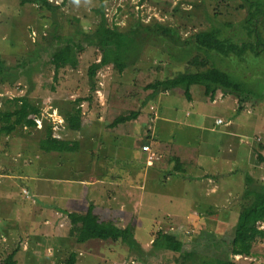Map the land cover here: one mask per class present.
<instances>
[{"label":"rangeland","instance_id":"obj_1","mask_svg":"<svg viewBox=\"0 0 264 264\" xmlns=\"http://www.w3.org/2000/svg\"><path fill=\"white\" fill-rule=\"evenodd\" d=\"M49 1L61 5L56 15L36 5H21L19 0H0V55L10 66L25 62L33 69L31 89L24 77L14 86L0 85V111L13 109L15 98L25 95L41 110L36 129L0 135V261L15 250L17 264H64L71 252L77 253V264H177L178 253L152 248L157 231H162L176 235L184 251L264 264V237L255 241L248 257L230 253L244 175L249 173L264 183V162L259 160L264 157V100L244 104L239 113L234 96L218 93L214 102H207L201 87L192 88L191 102L181 90L151 98L147 84L199 69L173 60L156 46L146 47L139 63L123 73L112 66L100 70L95 93L90 91L87 75L88 67L99 59L93 47L78 57L77 68L61 69L55 82L50 64L52 30L57 27L59 36L72 34L76 27L90 32L98 23L100 0ZM103 1L109 26L120 29L138 20H156L176 28L186 40L218 25L223 27V36L235 42L249 40L243 0ZM228 63L225 69L233 74L264 76L263 57L247 55L245 61ZM89 97L90 102L85 100ZM79 98L83 101L76 102ZM77 106L82 109L84 129L75 132L67 129L64 115ZM131 111L140 112L136 121L116 130L110 127L118 116ZM170 115L176 116V123H164L166 129H159L164 117L171 120ZM217 117L234 121L229 127L238 135H219L225 126L214 124ZM49 125L55 137L68 147L77 142L78 148L42 151L38 142ZM147 129L164 141L171 138L174 144H157L134 161L133 152L142 151ZM229 140L235 144L240 140L233 166L224 165L219 155L227 152ZM177 144L204 148L206 154L197 163L184 162V173L168 176L175 166L173 156L186 149ZM192 149L185 153L189 155ZM148 158L150 164H144ZM89 203L101 220L133 226L139 251L109 240L78 244L69 236L66 215L51 210L62 207L85 212Z\"/></svg>","mask_w":264,"mask_h":264},{"label":"trees","instance_id":"obj_2","mask_svg":"<svg viewBox=\"0 0 264 264\" xmlns=\"http://www.w3.org/2000/svg\"><path fill=\"white\" fill-rule=\"evenodd\" d=\"M243 1L247 5L248 11L245 28L249 40L239 43L230 39V36H223V27L218 25L195 32L186 40L181 38L176 28L156 20L149 23L138 20L125 29L109 26L104 12V1L100 0L97 9L98 23L90 32H86L82 27H76L72 34L59 36L57 27L52 30L54 49L50 55V64L54 69L53 80L58 81L61 69L77 68L78 57L85 52L87 47H93L98 50L99 59L88 67L87 75L90 91L95 93L96 78L100 70L112 66L119 73H123L126 69L139 63L146 47H162L163 52L173 60L199 69L195 72L178 73L166 81L156 80L147 84L145 88L151 91V98L161 93L181 90L185 99L191 102L192 88L201 87L207 102H214L218 93L234 96L237 99L240 113L244 110V104L251 103L255 99L264 100V76L242 75L244 72L241 74L238 71H236V75L225 69L226 66H229L228 62L245 61L247 55L264 58V0ZM19 3L21 5H36L49 11L52 15H56L61 7L49 0H19ZM56 24L57 22L54 20V25ZM32 71L33 69L25 62L17 66H10L0 55V85L14 86L24 77L28 80L29 89H31L33 86ZM252 77H256V79ZM85 100L90 102L91 98ZM14 101L13 109L0 111V135L10 136L18 129L23 128L36 129L35 120L40 119V108L34 105L27 95L17 97ZM80 101L83 99L76 100V102ZM156 115L155 113L154 116ZM138 117H140L139 111H131L129 115L118 116L110 127L116 130L121 125L126 126L130 124V121H136ZM64 121L67 129L71 131L76 132L84 129L81 107H73L64 115ZM149 131L147 129L146 133L144 132V143L148 145L159 142L161 138L157 137L156 131ZM63 141L53 136V126L49 125L44 138L38 144L45 153L69 151L79 146L77 142H74L73 147H68ZM172 160L175 162L173 171L176 173L170 172L169 174L184 173L186 164L180 162L177 157H173ZM259 160L264 162V157L259 156ZM208 177L209 175L206 176V178ZM244 182L241 195L242 205L230 253L234 256L248 257L251 255L255 241L259 237H264V229L260 228L261 224L264 225V183L249 173L244 175ZM61 212L69 220L71 226L69 236L75 238L78 244H84L91 240H109L125 244L132 252L139 251L141 248L135 239L133 226L120 227L114 221L101 220L94 213L93 204H90L84 213L66 210H61ZM182 246V242L176 235L162 231H157L152 242V248L155 251L178 253L177 264H244L236 262L233 258L184 251ZM16 253L15 250L7 253L0 264H17ZM64 264H77V253L71 252L64 260Z\"/></svg>","mask_w":264,"mask_h":264},{"label":"crops","instance_id":"obj_3","mask_svg":"<svg viewBox=\"0 0 264 264\" xmlns=\"http://www.w3.org/2000/svg\"><path fill=\"white\" fill-rule=\"evenodd\" d=\"M216 103V102H215ZM187 115V114H186ZM189 117H191V114H189ZM168 118V117H167ZM169 118H171V120H168V119H166V117H164V119L162 120V122L159 124V129H164L165 128V125H164V123H166V124H168V125H170V124H174V123H176V121L175 120H177V118H176V116L175 115H170L169 116ZM221 119L222 121H223V123L222 124H220V125H223V126H225L224 128H223V130H219L218 131V134L219 135H222V136H224L225 138L227 137V136H231V135H238V133H235V129L234 128H230L229 126L232 124V122L234 123V121H232V120H229V121H227V122H225L221 117H217V119ZM184 119H185V121H187L188 119H186L185 117H184ZM192 119V118H191ZM216 119V120H217ZM40 120V119H39ZM194 120V119H193ZM37 122V121H36ZM58 123H60V122H58ZM40 124H41V121H40ZM62 123H60V125H61ZM214 124L217 126V124L214 122ZM56 125H57V127L59 126V124H57L56 123ZM234 125H235V123H234ZM37 126V125H36ZM191 126L192 125H189L188 126V128H191ZM194 127V126H193ZM40 128V127H39ZM166 129V128H165ZM212 130H214V129H212ZM170 133H171V131H170ZM169 133V134H170ZM240 135V134H239ZM53 136H54V132H53ZM221 136V137H222ZM235 136V137H236ZM55 137V136H54ZM56 138H58V137H56ZM58 139H61V138H58ZM159 145V144H174V142H172L171 141V138H168L167 139V141H164V140H162V139H160V141L159 142H157V143H152V144H144L143 146L141 145V150L142 151H140V152H138L137 150H134V152H133V155H134V157H133V160L135 161V158H137V159H141V157L142 156H145L146 155V150H144V146H149V148H151V149H153V148H155L156 147V145ZM178 145V144H177ZM185 145H187L188 146V144H185ZM185 145H178L179 147L181 146V147H184V148H186V149H184L183 151L184 152H182V153H179V154H175L176 156H173V157H177L179 160H180V162H182V163H184V162H188V163H190V161H193V162H195V163H197V162H199L200 161V158H201V160L202 159H204V155L206 154L205 153V150H204V148H201V149H199V150H196V149H192V148H190V147H187V146H185ZM240 145V140H238V144H235V143H233V140H229L228 141V143L225 145V149H227V152L229 153V154H226L227 152H222L221 154H219V155H224L225 156V158L224 157H220V160H221V162L222 163H224V165H228L229 164V166H233V163H234V158H237L238 157V150H237V146H239ZM228 147V148H227ZM240 148V147H239ZM173 150V152L175 153V147L174 148H172ZM192 149V151H191V153L188 155V154H186L185 153V150H187V152L189 151V150H191ZM236 149V150H235ZM149 151V150H148ZM200 151V152H199ZM235 151H237L236 152V154H235ZM150 152V151H149ZM140 153V154H139ZM47 154H49V153H47ZM137 155V156H136ZM229 156H230V160H229ZM221 163V164H222ZM144 164H150L149 163V158H148V161H144ZM185 164V163H184ZM207 164V163H206ZM212 164H216V163H212ZM174 170V169H173ZM173 170H171V171H169V172H167V174H168V176L170 175L169 173L171 172H174ZM118 172V171H117ZM101 175H100V178H102L101 176H102V172L100 173ZM174 174V173H173ZM172 174V175H173ZM175 175V174H174ZM73 180V179H72ZM76 180V179H75ZM74 180V181H75ZM78 181V180H77ZM30 189H31V191L32 192H34V189H33V187H31L30 186ZM218 189H220V187L218 188ZM73 190L74 191H76V192H79L80 190H78V189H76V188H74L73 187ZM67 192H69V190H67ZM71 192H69L68 194H70ZM81 194V193H80ZM80 194H79V196H80ZM63 194L61 193V194H58V197H61ZM88 205H90V203L88 204ZM93 206H94V204H93ZM89 207V206H88ZM88 207H87V209H88ZM51 210L53 211V212H55V213H61V214H63L62 212H61V210H66V211H74V212H78V211H76V210H71V209H66V208H62V207H51ZM94 210H95V208H94ZM87 211V210H86ZM85 211V212H86ZM80 213H84V212H80ZM96 214V213H95ZM97 215V214H96ZM98 216V215H97Z\"/></svg>","mask_w":264,"mask_h":264},{"label":"built area","instance_id":"obj_4","mask_svg":"<svg viewBox=\"0 0 264 264\" xmlns=\"http://www.w3.org/2000/svg\"><path fill=\"white\" fill-rule=\"evenodd\" d=\"M38 122H39V121H38ZM215 123H216L217 125H220V124L223 123V121H222L221 119H217V120L215 121ZM143 148H144V150H146V151H148V150L150 149L149 146H144Z\"/></svg>","mask_w":264,"mask_h":264}]
</instances>
